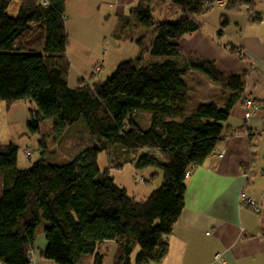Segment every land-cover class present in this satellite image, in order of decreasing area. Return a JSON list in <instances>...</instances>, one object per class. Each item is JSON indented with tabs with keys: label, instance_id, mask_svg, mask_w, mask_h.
<instances>
[{
	"label": "trees",
	"instance_id": "trees-1",
	"mask_svg": "<svg viewBox=\"0 0 264 264\" xmlns=\"http://www.w3.org/2000/svg\"><path fill=\"white\" fill-rule=\"evenodd\" d=\"M20 1L12 16L13 0H0V102L8 109L29 102L27 125L42 134L41 158L20 168L19 147L0 143V264H33L39 233L47 242L41 256L57 264H81L109 240L119 244L116 264H130L135 246L136 264L160 263L185 207L187 174L216 152L245 91L246 72L224 73L213 61L183 54V38L201 30L203 16L217 6L213 0H171L167 11L164 0H140L115 34L135 42L139 57L120 63L104 82L82 77L71 88L67 0ZM244 5L255 11L254 0L227 2L228 9ZM258 16L251 18L260 21ZM228 23L223 15L219 35ZM32 25L44 31L40 47H18ZM224 47L244 56L239 46ZM194 73L209 77L219 90L195 98L188 79ZM46 120L62 142L55 152L44 145ZM104 151L111 165L102 170L98 157ZM128 162L152 167V179H163L144 199L129 195L110 173ZM95 262L102 260L97 256Z\"/></svg>",
	"mask_w": 264,
	"mask_h": 264
},
{
	"label": "crops",
	"instance_id": "crops-1",
	"mask_svg": "<svg viewBox=\"0 0 264 264\" xmlns=\"http://www.w3.org/2000/svg\"><path fill=\"white\" fill-rule=\"evenodd\" d=\"M80 1L84 15L87 11L91 13V8L97 11L100 24L101 21L112 24L113 31L103 35L99 30L97 36L96 33L90 35L96 37L88 38L92 41L88 44H99L103 37L135 43L117 39L115 34L140 0ZM164 1L169 11L171 0ZM229 1L233 0H226ZM254 1L255 11L244 5L207 12L201 30L185 36L181 42L187 59L213 61L224 73L246 72V85L243 97L233 106L226 122V136L216 150L217 153L223 151L224 155L213 154L187 179L185 207L169 236V251L160 263L149 264H264V0ZM73 3L67 0L65 11L72 18L78 14ZM255 12L260 21L252 20ZM223 15L228 16L229 23L219 35ZM66 30L70 37L78 38L73 24L66 23ZM227 44L239 46L244 56L230 52L224 47ZM79 51L72 54L68 51L70 58ZM247 97L262 102V110L250 120L244 118L243 103ZM67 141L70 143L71 137ZM155 180L159 186L163 179L158 175ZM153 188L145 190V198ZM243 191L258 203V212L241 203ZM134 197L137 199L136 195ZM46 245L44 234L39 233L33 249V264H57L41 256ZM136 247L135 258L139 250V246ZM119 253L117 241H105L97 246L95 254L83 256L81 264H96L97 256L102 260L100 264H116Z\"/></svg>",
	"mask_w": 264,
	"mask_h": 264
},
{
	"label": "rangeland",
	"instance_id": "rangeland-1",
	"mask_svg": "<svg viewBox=\"0 0 264 264\" xmlns=\"http://www.w3.org/2000/svg\"><path fill=\"white\" fill-rule=\"evenodd\" d=\"M73 2H75L73 3V7L76 9L78 14H76L73 18L67 16L66 23L69 26L73 24L78 32V38L75 40L68 34L67 56L70 61L69 86L71 88H76L82 77H85L90 81H106L113 75L120 63L138 58L140 47L135 43L127 41L123 43L116 41V39H112L111 37L106 39L103 37L99 44L98 42L94 45L88 44V38L93 40L97 36V32H99V30L103 32V35L113 31L112 24L110 25V23H106L105 21H101L102 24H100L97 11L95 12L91 8V13L87 11L88 14L84 15L82 11H80V7L83 2L81 3L80 0H73ZM20 7L21 1L13 0L8 9L9 14L16 16ZM212 10L213 12L214 10L219 11L221 10V7L217 6L210 11ZM32 26V29L26 32L18 40V47L23 46V44L32 47H40L44 37V31L41 27H37V25ZM94 33H96L95 37L90 36ZM151 41H149V47L151 45ZM78 49H80L79 52L82 53L76 52V56L71 55L72 58H70L68 51L72 54L73 51ZM87 54L90 55V57L86 56ZM145 58L149 59V57ZM101 60H103L104 63H100ZM146 62H148V60H146ZM95 66H98L97 75L93 74V68ZM188 79L191 86H193V94L197 99H208L216 90H219L218 84L214 83L209 77L201 73H194V75L188 77ZM29 107L30 105L25 101H19L8 109L5 101L0 102V143H14L19 147L18 166L20 168H30L41 158L39 144L42 140V134L40 132L33 133L28 128L27 123L30 119ZM140 118L143 121L147 120L145 113H141ZM48 122L49 121L46 120L45 123L42 124V131L44 133L43 135L45 140L44 145L46 146L48 152H55V150L61 149L62 142L60 138L54 134L51 125ZM71 133L74 134L73 131ZM65 145V148L68 149L70 144L67 142ZM75 149L77 150L78 147ZM25 150H30L32 152V156H26ZM140 153H144V150L140 151ZM127 156L128 155H123V157ZM98 162L102 170L107 169L111 165L109 153L106 151L101 152L98 157ZM155 170L156 169L152 167L137 169L133 163L128 162L124 164L122 168H111L110 173L120 186L127 188L129 195H136L137 199H144L145 190L157 187L155 178L152 179L151 176L152 171ZM139 176H144L147 179V182L137 181L136 177ZM134 249L131 264H136L135 251L137 247L135 246Z\"/></svg>",
	"mask_w": 264,
	"mask_h": 264
},
{
	"label": "built area",
	"instance_id": "built-area-1",
	"mask_svg": "<svg viewBox=\"0 0 264 264\" xmlns=\"http://www.w3.org/2000/svg\"><path fill=\"white\" fill-rule=\"evenodd\" d=\"M44 4L48 5V1L47 0H41ZM213 5L219 6V7H223L225 4H227L226 0H213L212 1ZM98 73V66H96L94 68V74ZM243 110H244V118L245 120H250L252 117H254L257 113H259L262 110V102L259 101L256 98L253 97H247L244 100L243 103ZM25 154L26 156H32V152L30 150H25ZM215 156L217 157H222L224 155V152H220V153H214ZM187 176H191L190 173L187 174ZM246 176L248 177L249 174L246 173ZM138 180L140 182H145L146 179L144 176H140L138 178ZM240 201L242 204L248 205L249 207H251L254 211H259V205L258 203H256L252 198L248 197L247 194L243 191L240 195ZM263 234H264V230H263ZM219 254L216 256V258H219ZM118 264H125L124 261L118 263Z\"/></svg>",
	"mask_w": 264,
	"mask_h": 264
},
{
	"label": "bare ground",
	"instance_id": "bare-ground-1",
	"mask_svg": "<svg viewBox=\"0 0 264 264\" xmlns=\"http://www.w3.org/2000/svg\"><path fill=\"white\" fill-rule=\"evenodd\" d=\"M225 6H227V4H225L223 7H225ZM95 67H96V66H95ZM95 67H94V68H95ZM94 68H93V73H94Z\"/></svg>",
	"mask_w": 264,
	"mask_h": 264
}]
</instances>
